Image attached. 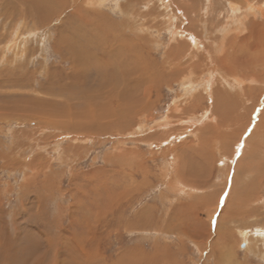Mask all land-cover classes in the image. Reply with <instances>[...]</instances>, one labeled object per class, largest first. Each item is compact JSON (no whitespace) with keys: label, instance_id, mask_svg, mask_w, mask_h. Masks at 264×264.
<instances>
[{"label":"rangeland","instance_id":"obj_1","mask_svg":"<svg viewBox=\"0 0 264 264\" xmlns=\"http://www.w3.org/2000/svg\"><path fill=\"white\" fill-rule=\"evenodd\" d=\"M245 1L0 0V264H264Z\"/></svg>","mask_w":264,"mask_h":264},{"label":"bare ground","instance_id":"obj_2","mask_svg":"<svg viewBox=\"0 0 264 264\" xmlns=\"http://www.w3.org/2000/svg\"><path fill=\"white\" fill-rule=\"evenodd\" d=\"M97 1H98V0H97ZM100 1H101V0H100ZM213 1H214V0H213ZM241 1H242V0H241ZM252 1H253V0H252ZM261 1H262V0H261ZM250 2H251V1H250ZM258 2H259V1H258ZM254 3H256V1H253V3H252V2L249 3L248 1L246 2V1L244 0V4L241 3V4H242L241 6H246V8L242 7V8L240 9V11H238V13H239V14H240V12H241V13H244L246 10H250V11H251V10H254V11H256V10H255V9H256V8H255L256 6L254 5ZM206 4H207V3H206ZM259 4H260V2H259ZM97 5H98V4H97ZM260 5H261V6H258L259 9H260L261 11H264V1H263ZM43 6H44V5H43ZM207 6H209V4H208ZM247 6L249 7V9L247 8ZM231 7H232V8H235L234 5H231ZM258 7H257V8H258ZM209 9H210V8H209ZM243 9H244V10H243ZM237 10H239V9L237 8ZM242 10H243V11H242ZM163 11H164V10H163ZM233 12H234V11H233ZM252 12H253V11H252ZM256 12H257V11H256ZM259 12H260V11H259ZM172 13H173V12H172ZM246 13H247V11L245 12V14H246ZM168 14H169V13H168ZM232 14H233V13H232ZM236 14H237V13H236ZM245 14H244V16H245ZM251 14H253V13H251ZM261 14H263V13H260V16H261ZM242 15H243V14H242ZM234 16H235V15H234ZM244 16H243V17H244ZM247 16H248V15H247ZM232 17H233V16H232ZM236 17H237V16H236ZM239 17H240V16H238L237 19H239ZM240 18H241V17H240ZM245 18H246V17H245ZM247 18H248V17H247ZM247 18H246V19H247ZM233 19H234V18H233ZM241 19H242V18H241ZM235 22H237V20H236ZM242 23H244V22H242ZM155 25H156V24H155ZM179 32H180V31H179ZM179 32H178V33H179ZM220 32H221V31H220ZM176 33H177V32H176ZM180 33H181V32H180ZM224 33H225V32H224ZM220 34H221V33H220ZM174 35H175V34H174ZM190 35H191V34H190ZM224 35H225V34H224ZM255 35H256V34H255ZM228 36H229V35H228ZM232 36H233V35H232ZM234 36H235L236 38L239 37V35H238V36L234 35ZM171 37H172V36H171ZM213 37H214V36H213ZM222 37H223V38H224V37L226 38V36H222ZM175 38H176V37H175ZM195 38H196V37H195ZM230 38H231V37H230ZM236 38H235V39H236ZM212 39H213V38H212ZM233 39H234V38H233ZM233 39H231V40H233ZM237 39H238V38H237ZM227 40H228V39H227ZM218 41H219V40H218ZM233 41H234V40H233ZM223 42H225V41H223ZM228 42H229V40H228ZM230 42H231V41H230ZM230 42H229V44H230ZM235 42H236V41H235ZM255 42H256V41H255ZM257 44H258V43H257ZM259 44H260V43H259ZM261 45H262V44H261ZM220 46H221V45H220ZM257 47H258V46H257ZM181 48H182V47H181ZM173 49H174V47H173ZM211 53H212V52H211ZM218 53H219V51H218ZM220 53H221V52H220ZM222 53H223V52H222ZM224 53H225V52H224ZM76 56H77V55H76ZM192 56H193V55H192ZM192 56H190V57H192ZM215 57H216V56H215ZM195 58H196V57H195ZM197 58H198V57H197ZM221 59H222V57H221ZM180 61H181V60H180ZM180 61H179V62H180ZM199 61H200V60H199ZM219 61H220V58H219ZM179 62H178V63H179ZM192 62H193V61H192ZM221 62H222V61H221ZM225 62H226V61H225ZM151 63H153V62H151ZM147 64H148V63H147ZM193 64H194V63H193ZM153 66H154V65H153ZM153 66H152V67H153ZM168 66H169V65H168ZM223 66H224V65H223ZM147 67H148V66H147ZM150 67H151V65H150ZM227 67H228V66H227ZM227 67H226V68H227ZM154 68H155V67H154ZM175 68H176V67H175ZM179 68H180V67H179ZM181 68H182V67H181ZM191 69H192V68H191ZM224 69H225V68H224ZM154 70H156V68H155ZM151 71H152V70H151ZM171 71H172V70H171ZM171 71H170V72H171ZM192 71H193V70H192ZM170 72H169V73H170ZM6 73H7V72H6ZM143 73H144V72H143ZM156 73H157V72H156ZM208 73H209V72H208ZM151 74H152V73H151ZM193 74H194V73H193ZM262 74H263V73H262ZM152 75H153V74H152ZM155 77H156V75H155ZM257 77H258V76H257ZM257 77H256V79H257ZM153 78H154V77H153ZM158 78H159V77H158ZM150 79H151V78H150ZM154 79H155V78H154ZM156 79H157V77H156ZM156 79H155V81H156ZM162 79H163V78H162ZM199 79H201V78H199ZM232 79H233V78H232ZM237 79H238V78H237ZM253 79H254V78H251V80H253ZM258 79H260V75H259V78H258ZM258 79H257V80H258ZM244 80H245V79H244ZM261 80H262V77H261ZM155 81H154V82H155ZM202 81H203V77H202V79H201L200 82L202 83ZM255 81H256V80H255ZM151 82H152V81H151ZM154 82H153V83H154ZM158 82H159V81H158ZM197 82H198V81H197ZM238 82H239V81H238ZM253 82H254V81H253ZM253 82H252V83H253ZM198 83H199V82H198ZM205 83H207V82H205ZM208 83H209V82H208ZM211 83H212V82H211ZM234 83H235V82H234ZM254 83H255V82H254ZM199 84H200V83H199ZM202 84H203V83H202ZM251 85H253V84H251ZM188 87H189V86H188ZM201 87H202V85H201ZM206 87H207V86H206ZM206 87H205V89H206ZM48 88H49V87H48ZM58 88H59V87H58ZM207 88H208V87H207ZM59 89H60V88H59ZM189 89H190V87H189ZM238 89H239V88H238ZM238 89H237V90H238ZM57 91H58V90H57ZM60 91H62V89H61ZM192 91H193V90H192ZM243 91H244V90H243ZM206 92H207V91H206ZM52 94H53V93H52ZM55 94H56V93H55ZM219 94H220V93H219ZM70 95H71V94H70ZM72 95H74V93H73ZM39 108H40V107H39ZM129 111H130V110H129ZM59 114H60V113H59ZM128 114H129V113H128ZM235 116H236V115H235ZM244 116H245V115H244ZM262 119H263V118H262ZM187 120H188V119H187ZM187 120H186V121H187ZM261 121H262V120H261ZM72 123H73V122H72ZM262 123H264V122H262ZM57 124H58V123H57ZM232 124H233V123H232ZM142 125H143V124H142ZM258 125H261V124H258ZM58 126H59V125H58ZM71 126H72V125H71ZM262 126H263V125H262ZM262 126H261V128H262ZM220 127H221V126H220ZM259 127H260V126H259ZM208 128H209V127H208ZM217 128H219V127H217ZM260 131H261V130H260ZM219 134H220V133H219ZM256 135H257V134H256ZM260 138H261V137H260ZM261 141L264 142V140H261ZM259 143H260V142H259ZM253 147H254V146H253ZM253 147H251V149L254 151V148H255V147H254V148H253ZM239 148H240V147H238V149H239ZM238 149H236V150H238ZM255 149H257V147H256ZM239 150H240V149H239ZM263 150H264V149H263ZM259 152H261L262 154H264L263 151H261V150H259L257 153H259ZM248 153H250V152H248ZM249 155H250V154H249ZM251 155H252V154H251ZM256 155L258 156V154H256ZM253 156H254V155H253ZM259 156H260V155H259ZM261 156H262V155H261ZM246 158H249V157H246ZM251 158H253V157H251ZM251 158H250V159H251ZM228 159H229V158H228ZM240 159H241V158H240ZM255 160H256V158H255ZM230 162H231V161H230ZM230 162H229V163H230ZM249 162H250V161H249ZM251 162H252V161H251ZM231 163H232V162H231ZM248 164H249V163H248ZM251 164H254V163L252 162ZM246 166H247V165H246ZM246 166H245V167H246ZM241 167H242V165H241ZM242 168H243V167H242ZM137 216H138V215H137ZM137 218H139V217H137ZM89 219H91V216H90ZM91 220H92V219H91ZM88 221H89V220H88ZM260 231H261V230H260ZM243 232H244V231H243ZM243 232H242V233H243ZM245 233H246V232H245ZM261 234H262V233H261ZM244 235H245V234H244ZM260 237H261V236H260ZM49 252H50V251H49ZM48 254H49V253H48ZM133 255H135V254H133ZM136 255H137V254H136ZM41 256H42V255H41ZM83 257H84V256H83ZM42 258H43V259H49V256H46V257H45V255H44V257H42ZM91 258H92V257H91ZM84 259H85V258H84ZM86 264H87V263H86Z\"/></svg>","mask_w":264,"mask_h":264}]
</instances>
